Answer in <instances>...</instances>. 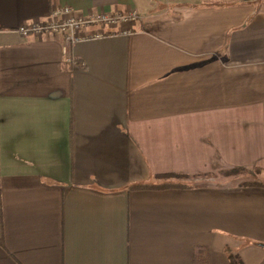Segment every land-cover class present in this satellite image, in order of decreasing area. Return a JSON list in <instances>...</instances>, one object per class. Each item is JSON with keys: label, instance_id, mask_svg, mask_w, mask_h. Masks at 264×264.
<instances>
[{"label": "crops", "instance_id": "crops-1", "mask_svg": "<svg viewBox=\"0 0 264 264\" xmlns=\"http://www.w3.org/2000/svg\"><path fill=\"white\" fill-rule=\"evenodd\" d=\"M57 6L139 18L66 55L19 32ZM168 174L184 186L131 188ZM263 244L264 0H0V264H264Z\"/></svg>", "mask_w": 264, "mask_h": 264}, {"label": "built area", "instance_id": "built-area-1", "mask_svg": "<svg viewBox=\"0 0 264 264\" xmlns=\"http://www.w3.org/2000/svg\"><path fill=\"white\" fill-rule=\"evenodd\" d=\"M137 12L126 14H99L92 17H84L68 6H57L46 20H37L26 23L19 28V32L24 37H44L47 35H60L63 37V50L67 55L70 48L82 40L97 39L104 37L107 32L103 29L86 33L85 29L89 26L100 25L108 30L119 25H126L136 22ZM121 34L130 33L128 29H122Z\"/></svg>", "mask_w": 264, "mask_h": 264}, {"label": "trees", "instance_id": "trees-1", "mask_svg": "<svg viewBox=\"0 0 264 264\" xmlns=\"http://www.w3.org/2000/svg\"><path fill=\"white\" fill-rule=\"evenodd\" d=\"M241 171V170H237ZM182 177L175 174H168V175H157L153 177L154 182L140 184L132 186V189L138 190H159V189H166V188H176V187H183L184 185L180 182H175L173 179H181ZM264 245V244H263ZM231 257V256H230ZM232 264H243L242 261L236 257H231Z\"/></svg>", "mask_w": 264, "mask_h": 264}, {"label": "rangeland", "instance_id": "rangeland-1", "mask_svg": "<svg viewBox=\"0 0 264 264\" xmlns=\"http://www.w3.org/2000/svg\"><path fill=\"white\" fill-rule=\"evenodd\" d=\"M241 173V172H240Z\"/></svg>", "mask_w": 264, "mask_h": 264}]
</instances>
